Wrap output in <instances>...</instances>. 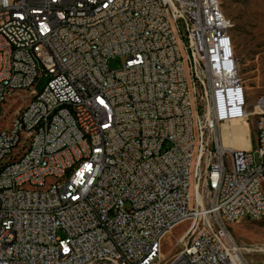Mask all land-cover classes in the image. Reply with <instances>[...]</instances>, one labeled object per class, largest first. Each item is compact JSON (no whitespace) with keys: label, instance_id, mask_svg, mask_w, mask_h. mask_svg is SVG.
Here are the masks:
<instances>
[{"label":"built area","instance_id":"1","mask_svg":"<svg viewBox=\"0 0 264 264\" xmlns=\"http://www.w3.org/2000/svg\"><path fill=\"white\" fill-rule=\"evenodd\" d=\"M220 7L0 0V264H249L229 226L264 215V99L256 148L222 146L248 95Z\"/></svg>","mask_w":264,"mask_h":264},{"label":"rangeland","instance_id":"2","mask_svg":"<svg viewBox=\"0 0 264 264\" xmlns=\"http://www.w3.org/2000/svg\"><path fill=\"white\" fill-rule=\"evenodd\" d=\"M223 13L232 20L231 36L238 61L240 77L248 95L247 111L252 112L259 98L264 99V0H222ZM109 66L117 69L122 59L114 58ZM46 78L37 80L36 89L41 90ZM17 102L11 107L7 119L13 112L29 100L28 93L15 96ZM256 118L249 116L248 132L250 144L255 149ZM230 123V122H229ZM228 124V123H226ZM224 123L220 124L222 132ZM257 163L258 154L253 153ZM189 222L178 224L162 241V252L171 255L176 251L175 241L188 228ZM236 243L245 248L244 255L249 264H264V215L258 220L249 218L237 221L229 226Z\"/></svg>","mask_w":264,"mask_h":264},{"label":"bare ground","instance_id":"3","mask_svg":"<svg viewBox=\"0 0 264 264\" xmlns=\"http://www.w3.org/2000/svg\"><path fill=\"white\" fill-rule=\"evenodd\" d=\"M220 15L227 17L220 7ZM232 22V20L230 19ZM44 29H51V22H44ZM228 43L233 44V39L231 34H228ZM33 106V99H29L26 104H24V110H31ZM256 110V109H255ZM62 112V105L51 106V114H59ZM254 114L253 111L247 114V119L242 121L233 120L230 123H224L221 132L222 146H235L241 149H248L250 147L248 132V118L250 115ZM69 178V170H62L61 175H57V182H65V179ZM54 181V174H47L43 178V188H51L52 182ZM252 219V214H244V219Z\"/></svg>","mask_w":264,"mask_h":264}]
</instances>
